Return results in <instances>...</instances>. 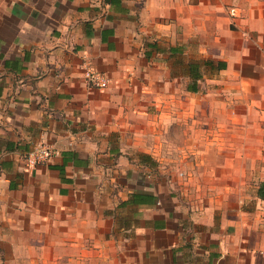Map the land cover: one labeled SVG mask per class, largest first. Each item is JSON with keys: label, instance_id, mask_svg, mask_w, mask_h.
Segmentation results:
<instances>
[{"label": "crops", "instance_id": "1", "mask_svg": "<svg viewBox=\"0 0 264 264\" xmlns=\"http://www.w3.org/2000/svg\"><path fill=\"white\" fill-rule=\"evenodd\" d=\"M216 84L264 104V0H0V264H264V185L254 219L174 195L173 97Z\"/></svg>", "mask_w": 264, "mask_h": 264}, {"label": "rangeland", "instance_id": "2", "mask_svg": "<svg viewBox=\"0 0 264 264\" xmlns=\"http://www.w3.org/2000/svg\"><path fill=\"white\" fill-rule=\"evenodd\" d=\"M225 86L173 97L174 105L189 106L190 144H166L174 159L168 170L176 197L231 214L248 212L254 219L264 185V104L257 102L258 95ZM240 216L235 215L238 220Z\"/></svg>", "mask_w": 264, "mask_h": 264}, {"label": "built area", "instance_id": "3", "mask_svg": "<svg viewBox=\"0 0 264 264\" xmlns=\"http://www.w3.org/2000/svg\"><path fill=\"white\" fill-rule=\"evenodd\" d=\"M87 81L90 88L103 90L109 85V80L98 72L91 71L87 74ZM60 155V152L52 146L38 144L25 156L27 169L34 170L37 167L51 161L54 157Z\"/></svg>", "mask_w": 264, "mask_h": 264}, {"label": "trees", "instance_id": "4", "mask_svg": "<svg viewBox=\"0 0 264 264\" xmlns=\"http://www.w3.org/2000/svg\"><path fill=\"white\" fill-rule=\"evenodd\" d=\"M220 67H221V64H220ZM263 198V197H262Z\"/></svg>", "mask_w": 264, "mask_h": 264}]
</instances>
